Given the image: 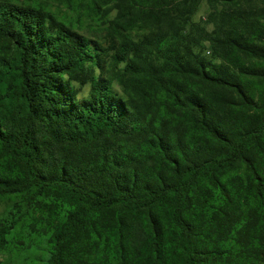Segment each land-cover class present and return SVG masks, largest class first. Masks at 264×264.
Segmentation results:
<instances>
[{"label":"trees","instance_id":"1","mask_svg":"<svg viewBox=\"0 0 264 264\" xmlns=\"http://www.w3.org/2000/svg\"><path fill=\"white\" fill-rule=\"evenodd\" d=\"M82 1L0 0V264H264V0Z\"/></svg>","mask_w":264,"mask_h":264},{"label":"rangeland","instance_id":"2","mask_svg":"<svg viewBox=\"0 0 264 264\" xmlns=\"http://www.w3.org/2000/svg\"><path fill=\"white\" fill-rule=\"evenodd\" d=\"M23 1V0H21ZM29 1H35V0H29ZM45 2L53 11H57V13L64 15L66 14H72L74 13V10L72 9L73 0H42ZM77 6V5H76ZM204 9V8H203ZM115 11H111L107 16H112ZM68 14V15H69ZM75 19L77 20V26L78 28L88 34L92 37H95L98 34H101V36H106V30L105 31H98L99 27L94 26L95 20L92 18V15H89L87 13V0H83L82 3H80V14L78 16H75ZM79 20H82L80 23ZM89 86L86 85L84 87L85 92H87ZM44 243L42 242L40 245L35 244L34 247H30L27 250H19L14 254L15 261H17L19 264H40L43 259L42 256L45 255L46 249L43 248ZM9 254L5 253L2 254L0 257L2 260H6Z\"/></svg>","mask_w":264,"mask_h":264}]
</instances>
